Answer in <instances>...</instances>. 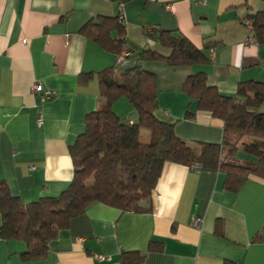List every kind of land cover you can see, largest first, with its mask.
Segmentation results:
<instances>
[{"label": "crops", "instance_id": "obj_1", "mask_svg": "<svg viewBox=\"0 0 264 264\" xmlns=\"http://www.w3.org/2000/svg\"><path fill=\"white\" fill-rule=\"evenodd\" d=\"M121 6L129 49L123 51L167 55L145 35L158 29L180 33L205 52L204 65H140L157 75V115L175 125L179 138L193 147L222 144L223 123L198 111L184 83L203 73L209 85L231 98L243 83L264 84V28L262 39L256 41L254 32L251 41L244 24L250 15L264 16V0H132ZM121 6L117 0H0V181L24 205L59 197L73 180L70 149L84 133L88 115L104 102L98 73L117 68L118 58L81 31L100 17L120 16ZM130 53L131 64L137 63L138 55ZM88 75L93 78L83 82ZM35 84L56 96L34 95ZM113 110L125 122L138 121L126 98ZM188 111L193 118H186ZM259 113L264 114V103ZM150 140L151 133L142 130L141 142ZM225 181L222 172L167 163L151 212L92 205L59 232L39 260L25 261L26 244L0 236V264H120L123 253H148L151 241L161 243L163 251L147 254L143 264H264V182L252 179L234 193ZM218 222L222 236L216 234Z\"/></svg>", "mask_w": 264, "mask_h": 264}, {"label": "trees", "instance_id": "obj_2", "mask_svg": "<svg viewBox=\"0 0 264 264\" xmlns=\"http://www.w3.org/2000/svg\"><path fill=\"white\" fill-rule=\"evenodd\" d=\"M129 1L132 0H117V4ZM247 21H253L256 41H260L264 16L250 15L244 24ZM81 33L115 56L128 49L120 16L90 21ZM145 35L169 53L153 49L137 53L132 49L138 55L137 63L134 61L135 64L119 71L117 67L98 73L104 102L88 115L84 133L70 149L74 177L67 190L59 197L24 205L0 181V236L6 241L24 242L25 261L43 259L59 232L92 205L103 204L122 213L151 212L152 195L167 163L222 172L226 175V189L234 193H239L252 179L264 182V114L259 113L264 103V84L243 83L237 96L231 98L209 85L205 74L189 76L184 90L197 103L198 111L220 120L225 130L222 144L198 143L193 147L176 135L174 124L158 117V78L140 62L161 61L170 67H191L207 64L206 54L180 33L149 29ZM92 78L88 75L81 80ZM122 98L137 110V123L125 122L114 112L113 105ZM193 116L190 111L186 114L188 119ZM142 130L151 133L148 144L141 142ZM239 153L249 159H240ZM222 227L218 222L219 236L223 235ZM162 251L161 243L151 241L148 253H123L120 264H143L147 254Z\"/></svg>", "mask_w": 264, "mask_h": 264}, {"label": "built area", "instance_id": "obj_3", "mask_svg": "<svg viewBox=\"0 0 264 264\" xmlns=\"http://www.w3.org/2000/svg\"><path fill=\"white\" fill-rule=\"evenodd\" d=\"M122 6L120 7V19L122 21ZM123 22V21H122ZM246 26L248 27L250 33H251V41L254 40L253 38V34H254V24H253V21H247L246 22ZM255 41V40H254ZM211 55H214L215 54V49H212L211 51ZM132 63V59H131V53L129 51H123L121 53V55L118 56V58L116 59V66L117 67H127L129 66L130 64ZM32 93L36 96H43L46 100H51L53 99L55 96H56V93H53L52 91L50 90H43L41 85L40 84H35L33 87H32ZM43 124V121L42 119L39 120V125L41 126ZM192 168H197L196 166H193ZM199 223V221H195V224L197 225ZM97 259L100 261V262H105L107 261L108 259L103 257V256H98Z\"/></svg>", "mask_w": 264, "mask_h": 264}]
</instances>
